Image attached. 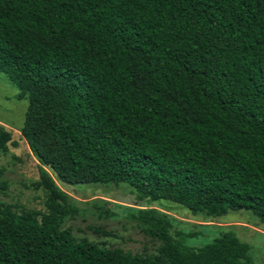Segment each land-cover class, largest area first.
<instances>
[{"label": "trees", "instance_id": "obj_1", "mask_svg": "<svg viewBox=\"0 0 264 264\" xmlns=\"http://www.w3.org/2000/svg\"><path fill=\"white\" fill-rule=\"evenodd\" d=\"M0 74L46 194L44 212L0 205V264H251L233 234L189 248L152 208L129 217L155 257L76 242L53 178L264 222V0H0Z\"/></svg>", "mask_w": 264, "mask_h": 264}, {"label": "rangeland", "instance_id": "obj_2", "mask_svg": "<svg viewBox=\"0 0 264 264\" xmlns=\"http://www.w3.org/2000/svg\"><path fill=\"white\" fill-rule=\"evenodd\" d=\"M26 106V96L19 94L0 74V128L10 134V141L0 150V205L10 207L15 213L45 211L46 194L37 186L39 164L20 136ZM53 180L73 200L76 208V213L66 218L61 226L70 231L76 242L87 240L105 249L118 248L130 254L155 257L160 243L143 233L129 217L137 209L152 208L167 215L173 228L180 230L182 235L194 234L183 238L186 247L200 248L221 233L229 232L248 247L251 264H264V222L250 212L240 210L206 218L192 215L169 201H138L135 193L123 184L69 186Z\"/></svg>", "mask_w": 264, "mask_h": 264}]
</instances>
